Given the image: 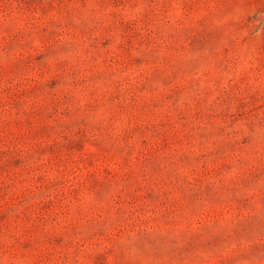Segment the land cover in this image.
I'll return each instance as SVG.
<instances>
[{
    "label": "rangeland",
    "instance_id": "obj_1",
    "mask_svg": "<svg viewBox=\"0 0 264 264\" xmlns=\"http://www.w3.org/2000/svg\"><path fill=\"white\" fill-rule=\"evenodd\" d=\"M0 264H264V0H0Z\"/></svg>",
    "mask_w": 264,
    "mask_h": 264
}]
</instances>
